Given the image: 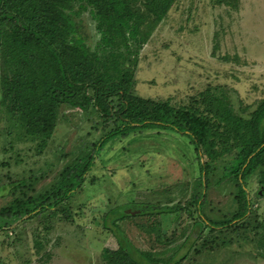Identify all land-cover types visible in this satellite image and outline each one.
<instances>
[{"label": "rangeland", "instance_id": "374dc122", "mask_svg": "<svg viewBox=\"0 0 264 264\" xmlns=\"http://www.w3.org/2000/svg\"><path fill=\"white\" fill-rule=\"evenodd\" d=\"M81 20L93 47L99 38L96 23L89 13ZM134 78L133 94L174 104H184L207 88L222 86L230 92L236 112H250L264 99V0H239L238 9L219 5L216 0H177L140 51ZM9 125L0 114V208L11 199L6 194L11 180L36 175L35 189L41 191L76 156L74 149L97 141L111 129L103 127L94 111L63 106L48 149L34 157L18 151L26 149L22 144L9 148L4 132ZM218 174L216 171L208 179L204 211L220 220L233 213L235 190L234 185L215 184ZM198 178L193 147L177 133L148 132L117 140L101 152L87 181L71 198L73 222L61 216L26 218L11 230L0 231V264H104L118 248L111 231V219L117 214L110 211H139L134 205L182 208L118 223L136 258L141 259L136 250L160 258L178 252L174 257H179L198 233L194 226L196 205L191 199ZM261 191L254 176L248 196L260 219L264 217ZM108 213L111 230L103 225ZM254 221L255 217L251 224ZM157 224L162 231L160 241L148 231ZM256 239L237 228L207 230L181 264H264Z\"/></svg>", "mask_w": 264, "mask_h": 264}, {"label": "trees", "instance_id": "16d2710c", "mask_svg": "<svg viewBox=\"0 0 264 264\" xmlns=\"http://www.w3.org/2000/svg\"><path fill=\"white\" fill-rule=\"evenodd\" d=\"M176 2L0 0V114L10 124L4 130L9 148L22 144L26 149L18 151L26 152V156H42L53 139L63 106L94 111L104 128L111 126L97 141L74 149L76 156L41 191L35 189L36 175L11 180L6 193L11 199L0 208V231L11 230L26 218L49 220L61 216L73 222L71 198L85 184L106 147L132 135L170 131L189 141L199 166L191 197L196 205L194 226L198 233L179 257L178 252L176 258V254L160 258L152 252L136 250L141 256L138 259L118 223L182 208L134 205L140 210H112L110 213L117 216L111 219L110 213L106 214L103 225L111 230V219L118 248L104 264H181L207 230L232 228L256 236L259 256L264 259V217L257 218L248 196L254 176L264 190V99L246 113L234 110L235 102L222 86L207 88L184 104L142 98L132 92L140 51ZM216 2L234 9L239 6V0ZM84 13L94 19L99 34L93 47L82 30ZM216 171L220 174L215 184L234 185L235 190L234 211L220 220L204 211L208 179ZM148 231L160 241L159 224Z\"/></svg>", "mask_w": 264, "mask_h": 264}]
</instances>
